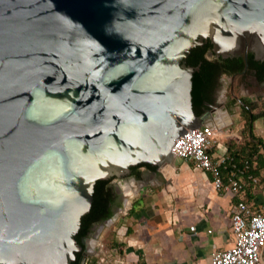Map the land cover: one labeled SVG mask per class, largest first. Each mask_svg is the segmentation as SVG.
I'll return each instance as SVG.
<instances>
[{"label": "water", "instance_id": "water-1", "mask_svg": "<svg viewBox=\"0 0 264 264\" xmlns=\"http://www.w3.org/2000/svg\"><path fill=\"white\" fill-rule=\"evenodd\" d=\"M207 39L208 58L243 57L232 89L264 61V0H0V264H70L98 181L174 164L215 115L185 62Z\"/></svg>", "mask_w": 264, "mask_h": 264}, {"label": "crops", "instance_id": "crops-1", "mask_svg": "<svg viewBox=\"0 0 264 264\" xmlns=\"http://www.w3.org/2000/svg\"><path fill=\"white\" fill-rule=\"evenodd\" d=\"M240 93L256 108L253 134L262 141L259 150L264 160V90L253 95L241 84ZM218 111L230 118L228 123L219 122L222 113ZM234 116V111L216 108L215 115L205 121L218 128L212 148L215 157L228 154L230 146L242 143V125L227 130ZM176 160L180 159L159 168L156 175L147 166L138 167V181L129 186L131 194L125 193L124 184L114 180L124 206L112 221V238L120 244L121 254L112 251L103 255V244L97 245L103 241V234L97 233L93 237L97 243H91L99 253L96 264H209L213 252L233 244L231 207L240 199L255 210L264 206V165L257 170L256 183L239 176L243 188L233 195L217 192L208 173L187 161L180 160L176 165ZM221 175L227 183L230 172L225 170ZM261 254L264 264V248Z\"/></svg>", "mask_w": 264, "mask_h": 264}, {"label": "trees", "instance_id": "trees-1", "mask_svg": "<svg viewBox=\"0 0 264 264\" xmlns=\"http://www.w3.org/2000/svg\"><path fill=\"white\" fill-rule=\"evenodd\" d=\"M208 46H196L191 49L190 55L187 59V64L196 66L200 64L199 72H196L192 78V101L193 108L196 113H199L197 107L203 105H210L214 103L212 94L216 86L218 78L222 75L231 77L244 68L243 57L233 58H208L206 51ZM248 67L249 68H264V61H256L254 56L248 54ZM261 74V73H260ZM236 100L232 99L234 103ZM242 116L247 120L246 127L242 130V143L240 145H232L228 148L227 156L231 159L223 171L241 172L245 179L251 175L256 177L257 170L264 165L260 148L263 147L262 141L253 134V122L256 115L253 113L254 104L249 99H240ZM264 115V112H262ZM145 166V165H141ZM138 167L133 168L135 175L139 174ZM249 181H252L248 179ZM114 202L112 190L108 185V181H98L94 188L93 202L90 211L81 218V225L75 238L81 242V238L87 236L91 224L103 221L112 216L111 203ZM120 205V204H119ZM108 253L115 251L121 254V246L112 238L108 243ZM79 254L75 261L70 264L78 263ZM96 264V261H92ZM90 263V264H92Z\"/></svg>", "mask_w": 264, "mask_h": 264}, {"label": "built area", "instance_id": "built-area-1", "mask_svg": "<svg viewBox=\"0 0 264 264\" xmlns=\"http://www.w3.org/2000/svg\"><path fill=\"white\" fill-rule=\"evenodd\" d=\"M217 131V126L205 122L200 127L187 129L174 140L171 152L175 159L190 162L208 173L217 192L237 195L243 188L239 180L242 173L230 172L227 183L223 180L221 174L231 159L227 154L219 157L213 155ZM248 179L255 183L258 181L251 175ZM231 227L234 236L232 246L213 252L209 264H263L264 206L255 210L242 199L238 200L231 207ZM96 255H99L98 250Z\"/></svg>", "mask_w": 264, "mask_h": 264}, {"label": "flooded vegetation", "instance_id": "flooded-vegetation-1", "mask_svg": "<svg viewBox=\"0 0 264 264\" xmlns=\"http://www.w3.org/2000/svg\"><path fill=\"white\" fill-rule=\"evenodd\" d=\"M198 46H200L202 48L205 46H208L207 47L208 50L206 51V56L208 55V53L212 52V44H211L209 39L204 40V43L202 45H198ZM189 55H190V53L187 55V57L185 59L186 64H187V59H188ZM212 58L217 59V57H215V56H213ZM187 65H189V64H187ZM222 76H224V75H222ZM222 76H220L218 78V80L216 82V86H215L213 94H212L214 103L210 104V105H213L215 107L221 106L222 102L224 101V99L222 100V94H220L221 77ZM234 79L241 80V84H242L243 88L244 89L248 88V92H249V88L252 89L254 91V93H252V94L254 95V94H256L257 91H259L260 89H262V87H264V68L263 67H260V68H258V67L249 68L248 67L247 70L242 75H236ZM197 110L199 111V114H204L205 112L209 111L210 109H209L208 105L207 106L203 105V106L197 107ZM133 168H131V175L135 174L133 172L134 171ZM148 170L150 173H152V171L155 170V168L149 167ZM114 180H116V179L110 178L108 180H105V181H108V185L111 188L112 194L114 196V202L111 203V206H110L111 211H112V216L108 219L103 220V221H99V222H95V223L91 224V226L89 227V231H88L87 236H84V237H87L89 239L93 238L105 225H108L110 223V220H113L118 215V213L124 208V206L122 205V202H123L122 195L118 192L116 185L114 184ZM124 191H125V193H128L125 190V186H124ZM84 237H82L81 240ZM97 250L98 249H97L96 245H90V243H89L87 245L86 249H83L81 252L78 253L79 254L78 263L79 264H89L91 259L95 256Z\"/></svg>", "mask_w": 264, "mask_h": 264}, {"label": "rangeland", "instance_id": "rangeland-1", "mask_svg": "<svg viewBox=\"0 0 264 264\" xmlns=\"http://www.w3.org/2000/svg\"><path fill=\"white\" fill-rule=\"evenodd\" d=\"M240 84H241V80L234 79L233 80V87L231 89V78L229 76H226V75L221 77L220 94H222V100L224 99V101L222 102L221 106H217L216 108L223 109V107H225L226 108L225 110H227L229 112L234 111V113H235V116L232 118V124L227 127L228 131L235 130V128L237 126H240V125L243 126V128H241V130H243L246 127L247 120L242 116L241 104L237 100L234 103L232 102V99H235L234 95H236L239 99H241V98L245 99L246 98V95H242L240 93ZM249 92L254 93V91L250 88H249ZM256 93H258V91ZM262 108H264V104L262 105ZM255 110H256V108L254 107V111ZM179 163H180V160H176V165H179ZM122 215H124V214H122ZM122 218H124V217H121V220H122ZM113 228H114L113 223H109L108 225H105L102 228V230H101L102 232L101 231L98 232L99 235L101 233L103 234V241L99 242L97 245H99V247H100V245L103 244V248H102V246H101V248H102V250H104L103 255H105V256H108L107 246H108L109 241L112 239L113 233L115 232V230ZM90 240L97 243V239H95V238H90ZM91 243L92 242H90V245H91ZM95 259L96 258L94 256L91 259L90 263H92V261H94Z\"/></svg>", "mask_w": 264, "mask_h": 264}, {"label": "bare ground", "instance_id": "bare-ground-1", "mask_svg": "<svg viewBox=\"0 0 264 264\" xmlns=\"http://www.w3.org/2000/svg\"><path fill=\"white\" fill-rule=\"evenodd\" d=\"M218 112H220V111H218ZM220 113H222V114H220L219 115V122L223 125L224 123H228L229 122V120H230V118L225 114V113H223V111L222 112H220ZM170 166V165H169ZM168 166V167H169ZM131 184H132V182H130V183H128L127 185H124L125 186V190L128 192V194H131L133 191L132 190H129L128 188H129V186H131Z\"/></svg>", "mask_w": 264, "mask_h": 264}]
</instances>
